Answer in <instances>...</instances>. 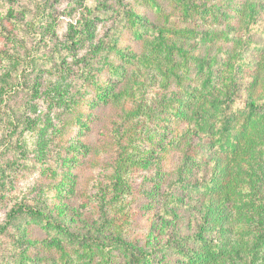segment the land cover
Instances as JSON below:
<instances>
[{"label": "rangeland", "instance_id": "374dc122", "mask_svg": "<svg viewBox=\"0 0 264 264\" xmlns=\"http://www.w3.org/2000/svg\"><path fill=\"white\" fill-rule=\"evenodd\" d=\"M155 1L0 0V264H53V253L41 243L66 238L27 214L10 219L18 204L41 210L78 236L126 242L149 254L151 264L154 259L155 264H179L180 251L194 247L206 198L175 184L181 154L171 142L187 127L169 113L145 147L141 176L134 180L138 202L133 226L120 234L99 232L112 195L107 164L118 150L121 106L133 102L107 103L98 92L127 85L122 79L126 74L132 78L135 68L122 65L119 51L139 55L153 35L147 30L170 21L203 32L227 30L232 40L182 43L198 56H216L219 63L229 51L236 65V105L264 103V3L251 31V40L262 50L233 42L247 38L234 10L244 0H193L227 13L229 22L211 17L184 21L169 0ZM131 12L146 27H130ZM110 65L118 71L111 72ZM214 69L222 71L223 87L224 67ZM198 143L199 156L186 183L206 181L213 172L210 139L201 135ZM122 263L118 255L116 264Z\"/></svg>", "mask_w": 264, "mask_h": 264}, {"label": "trees", "instance_id": "16d2710c", "mask_svg": "<svg viewBox=\"0 0 264 264\" xmlns=\"http://www.w3.org/2000/svg\"><path fill=\"white\" fill-rule=\"evenodd\" d=\"M149 1L156 5L155 0ZM169 1L184 21L194 17H211L217 22L221 18L226 22L231 19L227 13L202 8L193 0ZM242 2L234 10L240 28L247 31V38L243 41L235 37L233 42L236 46L255 45L263 50L251 40V31L259 21L264 0ZM127 16L133 29L140 25L146 27L136 13ZM147 31L153 35L139 55L119 51L122 65L135 68L132 78L126 74L122 79L128 80V84L115 92L112 87L98 92L107 103L129 99L133 102L131 107L121 106L118 150L107 164L112 195L103 211L99 232L104 234L105 230H111L120 234L133 226V205L138 202L134 180L141 176L145 147L152 144L162 116L169 113L187 127L171 142L181 154L175 184L198 191L206 198L202 224L192 237L195 245L180 251L179 264H264V103L253 101L243 107L236 105L238 95L233 77L236 65L229 51L223 63H219L216 56H198L182 43L200 40L209 45L222 39L232 40L229 32L197 31L171 25L170 21ZM217 65L224 67L223 87L219 84L222 71L214 69ZM116 69L118 71L117 66L110 65L111 72ZM201 135L210 139L209 146L214 150L213 172L206 181L186 183L185 179L192 172L191 164L199 156ZM21 213L66 236L64 240L55 236L41 243L53 253V264H116L118 255L124 259L122 264H151L153 261L149 254L132 250L126 242L78 236L29 205H16L9 218Z\"/></svg>", "mask_w": 264, "mask_h": 264}]
</instances>
